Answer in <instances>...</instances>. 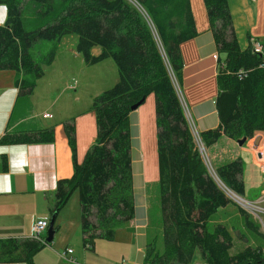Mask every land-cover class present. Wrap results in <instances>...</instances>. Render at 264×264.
<instances>
[{
    "label": "trees",
    "instance_id": "16d2710c",
    "mask_svg": "<svg viewBox=\"0 0 264 264\" xmlns=\"http://www.w3.org/2000/svg\"><path fill=\"white\" fill-rule=\"evenodd\" d=\"M133 1L142 14L148 13L167 64L178 79V46L196 34L189 1ZM203 4L217 52L222 54L217 64L223 65L216 73L218 125L200 131L199 138L204 147L221 135L233 140L242 136L251 139L264 131V56L253 53L250 47L239 48L227 0H203ZM0 5L5 7L0 23V70L14 71L19 95L30 94L34 81L43 74L31 51L38 40H58L73 34L74 50L85 64L110 58L116 68V82L91 100L95 137L79 163L72 118L63 122L72 174L55 182L47 207L54 220L76 190L81 243L93 250L96 238L111 240L115 228L133 218L128 113L130 105L152 93L161 250L154 248L153 240L147 241L143 263L189 264L197 252L204 264H264V254L249 246L228 253L231 238L222 223L207 227L210 217L231 203L222 185L242 197L243 161L236 157L216 165L214 174L219 181L208 171L153 31L137 9L126 0H0ZM93 47L99 49L96 54L91 53ZM53 56L50 50L44 64ZM41 136L46 135L36 137ZM28 139L24 135L3 138L9 142ZM236 208L243 226L258 233L244 210ZM52 228H57L54 221ZM43 243L32 238L0 241V263L33 264L32 256Z\"/></svg>",
    "mask_w": 264,
    "mask_h": 264
},
{
    "label": "crops",
    "instance_id": "0c3cea01",
    "mask_svg": "<svg viewBox=\"0 0 264 264\" xmlns=\"http://www.w3.org/2000/svg\"><path fill=\"white\" fill-rule=\"evenodd\" d=\"M188 1L196 34L178 46L181 61L178 89L182 103L186 109L188 107L187 112L195 125V130L199 133L218 125L214 98L218 90L217 60L222 54L217 52L203 0ZM227 5L239 48L249 47L252 38L264 45V0H227ZM4 18L5 7L0 5V23ZM98 51V47L91 48L92 54ZM14 78V71L0 70V241L30 239L31 225L35 218L49 217L47 207L51 204L56 180L68 178L72 174L71 149L63 129V122L70 117L57 118L53 123H41L38 120V111H34L36 107L34 89L30 94L19 95L14 85ZM147 97L143 100L145 101ZM141 104L131 110L128 117L134 215L128 222L116 227L112 239L106 241L116 240L124 246L134 248L136 259L142 257L143 261L149 229L148 207L143 191L152 176L145 177L142 149L146 153L149 138L152 145L154 144L155 159L156 151L154 105L150 110V121H148L149 116L146 115V110ZM43 113L46 112L40 114L42 118ZM50 115L52 117V114ZM78 115L72 119L77 163L82 160L95 137L92 128L95 122L94 111L89 107L86 113ZM150 126L152 132L149 134ZM39 134L46 136L37 138ZM13 135H24L29 139L17 142L3 140L5 136ZM47 136L50 137L46 138ZM244 142L238 145L235 140L221 135L207 147L210 148V155L217 165L236 157L241 158L243 190L245 192L250 187H255L257 194L254 199H257L264 194L263 172L257 155V149L264 145V131L256 132L251 139H246ZM249 164L259 170V179L256 180L254 176L251 178L253 168L248 166ZM245 167L248 169L245 170ZM65 206L66 204L58 211L54 220L56 229H58L57 219L59 227L66 226V221H70L64 217ZM71 224L73 229L75 226L79 227V208L76 219ZM96 244L98 246L94 241L93 251L94 246L97 248ZM62 245V243L54 244L51 240L44 241L43 246L32 256L33 264H78L76 262L78 260L68 256L73 251L65 253L68 247Z\"/></svg>",
    "mask_w": 264,
    "mask_h": 264
},
{
    "label": "rangeland",
    "instance_id": "374dc122",
    "mask_svg": "<svg viewBox=\"0 0 264 264\" xmlns=\"http://www.w3.org/2000/svg\"><path fill=\"white\" fill-rule=\"evenodd\" d=\"M126 1L138 10L141 16V20L145 23L147 28L152 29L154 35L153 39H155L154 41H156L157 43V48L159 49V53L164 60L165 67L167 71L169 70L173 75L172 77L170 72H168L170 74V77H172V84L175 87L178 98L180 97L181 103L182 101L178 89V79L177 77H175L176 75L170 70L171 68L167 64L165 56L162 52L163 50L161 48V45L156 37V34L154 33V29L148 13L146 16L143 12V15L139 10V5L135 1ZM252 6L253 8H255L253 2ZM254 12H256L255 9ZM75 39V35L67 34L62 36V38L60 37L58 40H38L31 46V51L34 54V57L38 59V62L43 71L42 76L37 78L34 81L33 85V96L36 99V107L34 108V111H38V120H40L41 123H53V121L57 118L64 119L65 117H70L73 119L78 114V116L83 115L89 109L92 98L102 90L110 87L117 80L116 68L110 58H105L97 63L90 65L85 64L82 60L81 55L74 50ZM50 50L54 53V56L52 58V61L46 65L44 64V60L46 59ZM222 63L219 64V67H222ZM148 95L145 96L148 97L145 99V101L143 100L141 102V105L145 108L146 115L149 116L148 121H150V110L152 109V105H154V96L152 93ZM44 111L46 113L52 114V117H50V115L49 117L42 118L40 114ZM183 113L187 115V122L196 142H201L198 132L195 130V125L192 122L185 106ZM94 126L95 122H93L92 125L93 133L95 132ZM128 126L130 135L129 118ZM150 132H152L151 126L149 127V134ZM246 139L247 138H245L244 141H246ZM132 144L134 145L133 141ZM200 145L203 147V151L201 150L203 154L202 158L206 163L208 170L217 179L214 174V168L216 167L217 162L213 160V157L210 155V148L204 147L202 145V142ZM153 146L154 144L152 145L151 138H149L148 145L145 149L146 153L144 149H142L145 177L149 178V176H152L150 177V181L146 183L147 185H145V189L143 192H145L144 199L147 201L148 207V241L153 240L154 248L160 251V216L157 205V171ZM130 154L132 156L131 145ZM134 156L135 153L133 151V158ZM248 166L253 168V175L251 176V178H253L254 176L256 180L259 179V170L257 171V168L251 166L250 164ZM247 169L248 167H245V170ZM219 183L221 184V182ZM222 188L223 191H226L224 193H227L226 195L231 200V203H229L224 208H219V210H217L210 217L207 224L208 229H211L212 225L215 223H222L225 226L231 238V247L228 249V253L230 254L240 251L245 246L257 249L260 254H264V213H258L257 211L255 213L252 212L255 210H259L258 206L264 207V200L258 201V198L254 199L257 194V192L255 191V187H250L248 190H246L243 193L242 197L238 196L237 194H235V196L231 195L229 190L226 189L223 185ZM141 192L142 189L139 192V197L141 196ZM262 197L264 198V194L262 195ZM236 201L242 203L243 207L245 208L240 206V204H238ZM249 201H252L255 204ZM65 204L66 206L63 210L64 217H66V219L70 221H66V226L59 227V221L57 219L56 224L58 225V229H56L57 231L55 230V233H53L51 241H53L54 244L62 243V246H66V248L68 247L70 250H72L73 253L68 254V256L74 257L76 260H78L76 261L78 264H123V262L143 264L142 257H138V259H136L134 248L124 246L116 240L110 242L101 238H96L94 241L95 243H98V246L97 244V248H95L94 246V251L84 248L81 243V233L79 229L80 227L75 226L73 229L71 224V222L74 223L79 208L76 190H73V192H71ZM237 206L241 207L247 214V218L257 226L259 231L258 233H253L251 230L243 226L242 217L236 210ZM45 234L46 232L44 230L40 234V236L44 238ZM189 264H204V261L201 260L198 257L197 252H195L193 259Z\"/></svg>",
    "mask_w": 264,
    "mask_h": 264
},
{
    "label": "built area",
    "instance_id": "2783aa9c",
    "mask_svg": "<svg viewBox=\"0 0 264 264\" xmlns=\"http://www.w3.org/2000/svg\"><path fill=\"white\" fill-rule=\"evenodd\" d=\"M142 13V12H141ZM250 50L253 52V53H257L258 55H261V56H264V45L262 44V43H260L258 40H256V39H251L250 40ZM214 57H215V55H214ZM168 72H170L169 70H168ZM170 74H171V76L173 77V75H172V73L170 72ZM170 74L168 73V75H169V78H170V80H171V83H172V77H170ZM173 85V84H172ZM177 85V84H176ZM174 87V86H173ZM174 89H175V87H174ZM175 92H176V90H175ZM177 94V93H176ZM178 97V96H177ZM179 99V101H180V97L178 98ZM182 101V100H181ZM181 106H182V109H183V112H184V106H183V103L181 102ZM187 110V109H186ZM185 114V113H184ZM42 116L43 117H49L50 116V114L49 113H43L42 114ZM185 116H187L186 114H185ZM186 119H187V121H188V118L186 117ZM190 123V122H189ZM193 137H194V135H193ZM195 139V138H194ZM196 141V140H195ZM197 143V147H199L200 148V150H199V152H200V154H201V156H203V154H202V151H203V147L200 145L201 144V142H199L198 143V141L196 142ZM202 150V151H201ZM257 155H258V158L260 159V161H261V168H262V172H263V183H264V145H262V146H260L258 149H257ZM262 201V200H264V198L263 197H259L258 198V201ZM248 201V200H247ZM249 202H251V203H254V202H252V201H249ZM238 203V202H237ZM239 204V203H238ZM255 204V203H254ZM240 206H242L241 204H240ZM243 207V206H242ZM243 208H245V207H243ZM258 208H259V210H255V211H252V212H262V213H264V207H260V206H258ZM47 224H48V217L47 216H38V217H36L35 218V220H34V222L32 223V225H31V235H30V237L32 238V239H35V240H38V241H40V242H44V239L40 236V234L44 231V230H46V227H47ZM71 250L69 249V248H67L66 250H65V253H68V252H70ZM123 264H134V263H124L123 262Z\"/></svg>",
    "mask_w": 264,
    "mask_h": 264
},
{
    "label": "water",
    "instance_id": "95a60500",
    "mask_svg": "<svg viewBox=\"0 0 264 264\" xmlns=\"http://www.w3.org/2000/svg\"><path fill=\"white\" fill-rule=\"evenodd\" d=\"M144 97H141L138 101H136L135 103H133L132 105H130V110H134L142 101H143ZM245 140V137H240L238 139H236V143L238 145H241ZM198 149L200 150V148L198 147ZM205 163V162H204ZM206 165V163H205ZM207 167V166H206ZM208 169V168H207ZM209 171V170H208ZM210 172V171H209ZM211 173V172H210ZM212 175V174H211ZM53 221H54V214H51L49 215L48 217V224H47V227H46V235H45V239L44 241L45 242H48L51 240L52 238V235H53V228H52V225H53ZM143 264H148V263H143Z\"/></svg>",
    "mask_w": 264,
    "mask_h": 264
},
{
    "label": "bare ground",
    "instance_id": "6f19581e",
    "mask_svg": "<svg viewBox=\"0 0 264 264\" xmlns=\"http://www.w3.org/2000/svg\"><path fill=\"white\" fill-rule=\"evenodd\" d=\"M213 175V174H212ZM230 192V194L231 195H233V196H235V193H233V192H231V191H229ZM237 200H238V198H237ZM236 202H238L239 204H241L242 205V203H240L239 201H236ZM245 204V203H244ZM243 206V205H242Z\"/></svg>",
    "mask_w": 264,
    "mask_h": 264
}]
</instances>
